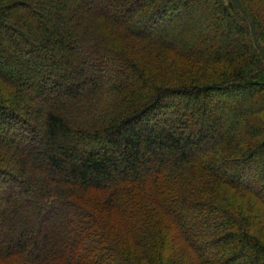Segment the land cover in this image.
<instances>
[{
	"label": "trees",
	"instance_id": "1",
	"mask_svg": "<svg viewBox=\"0 0 264 264\" xmlns=\"http://www.w3.org/2000/svg\"><path fill=\"white\" fill-rule=\"evenodd\" d=\"M160 215L264 264V0H0V264H174Z\"/></svg>",
	"mask_w": 264,
	"mask_h": 264
},
{
	"label": "rangeland",
	"instance_id": "2",
	"mask_svg": "<svg viewBox=\"0 0 264 264\" xmlns=\"http://www.w3.org/2000/svg\"><path fill=\"white\" fill-rule=\"evenodd\" d=\"M160 216L165 221L164 223L162 220L163 224L159 227V231L162 233L164 241V243L161 244V248L167 261L173 262L174 264H198L196 263L197 260L194 253L177 233L176 228L167 221L164 216ZM258 233L264 239V224L260 225ZM150 235H153V233ZM131 242L134 243L133 237L131 238Z\"/></svg>",
	"mask_w": 264,
	"mask_h": 264
}]
</instances>
